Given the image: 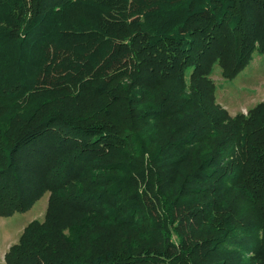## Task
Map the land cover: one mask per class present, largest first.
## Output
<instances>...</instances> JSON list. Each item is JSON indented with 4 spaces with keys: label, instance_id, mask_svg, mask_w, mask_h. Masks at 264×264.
Wrapping results in <instances>:
<instances>
[{
    "label": "trees",
    "instance_id": "trees-1",
    "mask_svg": "<svg viewBox=\"0 0 264 264\" xmlns=\"http://www.w3.org/2000/svg\"><path fill=\"white\" fill-rule=\"evenodd\" d=\"M255 51L264 0H0V218L49 193L5 264H264V100L210 79Z\"/></svg>",
    "mask_w": 264,
    "mask_h": 264
},
{
    "label": "rangeland",
    "instance_id": "rangeland-1",
    "mask_svg": "<svg viewBox=\"0 0 264 264\" xmlns=\"http://www.w3.org/2000/svg\"><path fill=\"white\" fill-rule=\"evenodd\" d=\"M210 79L215 86V102L230 117L240 113L246 114L264 100V55L253 52L247 65L232 80L224 79L217 66L213 67ZM128 82V79H123L116 85V90L117 87L123 89ZM57 107L79 117L90 111V102L86 95L81 93L74 99L57 98ZM48 197L49 193L46 192L27 211L0 218V264H5V253L10 246L17 243L24 227L32 221L44 220ZM57 214L64 220L69 217L63 210H59Z\"/></svg>",
    "mask_w": 264,
    "mask_h": 264
}]
</instances>
